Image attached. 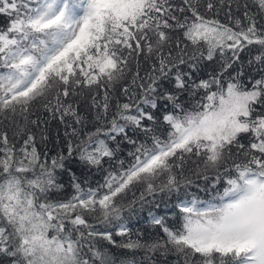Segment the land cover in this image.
<instances>
[{"label": "snow or ice", "instance_id": "obj_1", "mask_svg": "<svg viewBox=\"0 0 264 264\" xmlns=\"http://www.w3.org/2000/svg\"><path fill=\"white\" fill-rule=\"evenodd\" d=\"M253 3L264 16V0ZM183 4L187 8L171 0H0V16L7 18L6 27L0 28V116L16 124L17 141L0 133V262L154 264L158 253L165 259L175 256L173 264H264V75L250 79V87L240 79L242 71L226 86L223 81L250 45L259 46L253 59L264 72V24L247 4L244 21L237 17L234 27L202 15L193 0ZM206 7L211 11L215 6L209 2ZM186 10L191 17L175 14ZM230 10L231 3L229 19ZM177 30L183 40L173 44ZM189 45L209 61L218 52L223 60L219 72L189 83L191 75L181 65L198 70L196 63H188L198 59L187 53ZM141 57L151 65L144 77ZM130 74L139 96L122 83ZM118 85L128 102L117 101L109 120L111 93ZM201 89L204 95L186 109L180 95ZM85 90L92 93L101 126L81 138L69 124L79 143L69 141L68 157L60 154L49 164L46 154L41 159L35 135L15 118L27 122L33 106L40 104L62 123L70 117L83 127L70 99ZM161 105L166 134H157L153 127L159 123L154 110ZM137 132L150 135L151 142L138 143L133 138ZM118 137L134 146L127 167L120 160V167L106 169L95 187L82 185L68 170L73 195L50 198V193L63 190L56 173L66 170L67 158L76 153L81 164L101 169L106 158H116L119 142L113 148L109 141ZM192 157L196 167L190 171L211 182V200L187 192L194 186L184 171ZM129 193L132 198L125 202ZM173 194L179 227L150 212L149 223L163 236L142 240L137 234L132 239L124 213L134 214L137 205L143 210L150 203L147 197ZM114 236L126 239L117 242ZM100 241L121 252H111Z\"/></svg>", "mask_w": 264, "mask_h": 264}, {"label": "trees", "instance_id": "obj_2", "mask_svg": "<svg viewBox=\"0 0 264 264\" xmlns=\"http://www.w3.org/2000/svg\"><path fill=\"white\" fill-rule=\"evenodd\" d=\"M171 2L177 6H182V7L187 8V6L183 4V0H171ZM209 2L213 3L215 6L211 11L207 10V7H206L207 3ZM193 3L196 5V7L198 8L199 12L202 15L209 17V18L219 19L221 23L228 24L229 26H233V27H234L233 22L237 17L240 18L242 21H244V16H243V13L245 11L244 5L247 4L248 11L250 13L256 14V18L259 24H264V16H261L259 14V10L253 3V0H224L223 4H221V0H193ZM229 3H231V10H230L231 19H229ZM175 14L180 19H183L184 16L191 17V13L188 12L187 10L184 13H180L179 11H177ZM6 25H7V18L0 16V28L6 27ZM172 36H173V44L175 43V40L177 38H179L180 40H183L182 31L177 30L176 32L172 33ZM186 51L189 54V56L195 53V55L198 57L196 61L188 60V57L187 56L185 57V59L188 60V63L197 64V68L199 71V72L196 71L197 74L194 73L195 71L189 70L190 68H188L187 65H181V69L184 72H186L185 70H187V72L190 71L189 73L191 75V81H189V83H191L192 81L196 82L197 79H198L197 83L201 79H209V77L219 72L220 70L219 65L223 63L222 62L223 60L220 57L218 52L214 56L213 60L209 61L207 59L199 58V52H196L195 49H193L191 45L188 46ZM259 51L260 49L258 45H250L243 52H241L240 59H239L241 63L239 61H238L239 63L236 62L237 65L235 63L233 67L228 70V73H225V75L223 76L224 85L226 86L230 77L233 75H236L237 72H239V69L240 71L243 72V75H242L243 77L241 76L240 79L243 80V83H245L249 87L251 85L249 84L248 78L249 79L251 78L259 79L262 75H264L261 69L259 70V68H261V65L256 64L254 59H252L253 57H255V55H258ZM254 52L257 54H255ZM204 54L206 55V49H204ZM227 55L229 58H231L230 52L227 53ZM217 59L218 60L220 59L219 60L220 62L217 61ZM250 59L254 61L253 62L254 64L253 63L252 65L249 64ZM210 68L213 70H211ZM257 70H259V72ZM132 71L133 72L136 71L135 64H133L132 66ZM149 71H151L150 63L146 61L143 57H141L140 65H139L140 76L144 77L145 74ZM256 72L257 74H255ZM246 75L248 77H246ZM130 81H131V74L129 75L128 79L122 83L129 84L131 86ZM131 87L133 88V91L136 92L137 96H139V88L135 86H131ZM165 87L169 90H174L172 84L169 82H165ZM211 90L215 91L216 85H212ZM200 91H201V94H199ZM200 91L195 95H192L190 91H185L180 95L181 102L182 103L184 101L187 102L186 104L185 102L183 103L186 109H192L195 107L196 103L201 99L202 95H204L203 93L204 90L201 89ZM91 96H92V93H89L85 90L80 95L73 96L70 99V102L74 104V106L77 109V112L83 118V123H84L83 127H81L80 125H76L75 121L70 117H66L65 122L62 123L58 115L55 118H53L52 114L46 111L40 104L33 106L31 113L29 114V118L27 122L24 121L23 118L21 117L15 118L19 122V124L25 125L35 135V146L38 152L41 154L42 160L45 159V154H46V158L49 164L51 163V160L53 157H57L60 154H63L65 157H68L69 141H71L73 145H76L79 143V140L76 137L71 135L72 128L68 127L69 124H71L73 127L78 128L81 134V138H83V134L85 132L95 131L96 127L101 126L100 122H98L95 118L96 110L92 107ZM102 96H103V92H100L98 99H101ZM111 96H112V100L110 102L111 107L108 113L109 120L111 119L112 115L115 113V110H116L115 105L117 101L121 103L128 102L127 98L123 96L122 93L120 92L119 85L117 86L115 91L111 93ZM170 109H171V106L169 105L167 110H170ZM149 110L152 111L151 109ZM164 110L165 109L163 108V105H161L160 109L154 110V114L157 116L158 121H159L157 125L153 126L157 134H160L161 132H164L166 134L167 126L163 124V121L161 118V113ZM32 120H37L38 123L32 124L31 123ZM15 127H16V124L13 122L12 119H5L3 116H0V133L7 132L9 141L12 143L17 142L16 138L13 135ZM66 132H67V135H66ZM129 135L132 136L133 133L129 132ZM133 138L136 139L138 143L144 142L146 139L148 143L151 142L150 135L148 138H146L145 135L140 132H137ZM117 142H119V151L117 152L116 158L112 159L111 161H109L106 158L103 164V168L101 169L88 168L85 165L81 164L80 161L77 159L76 153H73L72 157L67 158L65 160L66 170H63V171L57 170V173H56L58 182L64 186L63 190L61 192L50 193V198L51 199H67V198H70L71 195H73L72 176L69 174L68 170H70L72 173L75 174L76 178L80 181L82 185H84L85 182H87V184H90L92 187H95L97 186L98 183L103 182L104 176L106 175V171H105L106 169H117L120 167V164H119L120 160H124L126 162L125 167H127V164L130 163L132 160V157H130L128 153L130 151H134V146L123 141L122 137H118L116 142L109 141V145L115 148ZM244 142H247L246 139ZM195 160L196 158L192 157L191 159L187 161V164L185 165V170H184L185 176L189 177L194 182V186L189 187L187 189V192L196 195L202 200H205V201L211 200L212 196L215 195V193L210 188L211 182L205 181L203 178L196 176L193 173V171H190V170H194L196 167V164L194 163ZM229 163H232V161H229ZM205 187L209 188L208 192L202 190ZM218 187L220 186L218 185ZM184 192L185 190L181 189V193H182L181 198H183ZM136 196L137 197L139 196V190L136 192ZM131 198H132V194L129 193L125 202H127V200H131ZM187 198L191 199V195H189ZM147 199L150 201V203L145 204L143 210H141L139 208V205H137L136 206L137 211L134 214L129 215V213L127 212L124 213L126 217L127 226L131 230L132 239H136L137 234H139V238L142 240H149L158 235L163 236V233L161 232L158 226H153L149 223V219H150L149 213L150 212L157 216H164L166 218V222L168 223L170 227L178 228L180 225V213L178 212V209L174 207L175 204L178 202L176 194H173L171 197H164L163 199H161V197L159 196H157L155 200H153L152 197H147ZM157 204H159L160 206L157 207L156 206ZM90 222L94 223L95 221L91 220L90 218ZM114 238L117 242H120L126 239V237H120V236H114ZM100 243L104 247L110 249V251L113 253L119 254L121 252L120 249H117V248L112 247L111 245H108L107 242L105 241H100ZM137 256L138 257L143 256V253L142 252L138 253ZM176 259L177 258L172 255H169L167 259H165L164 257H161L157 253V255L154 257V264H173V261H175ZM0 264H6V262H0ZM144 264H149V262L145 260Z\"/></svg>", "mask_w": 264, "mask_h": 264}, {"label": "bare ground", "instance_id": "obj_3", "mask_svg": "<svg viewBox=\"0 0 264 264\" xmlns=\"http://www.w3.org/2000/svg\"><path fill=\"white\" fill-rule=\"evenodd\" d=\"M254 53H255V52H254ZM255 54H257V53H255ZM258 54H259V53H258ZM252 55H253V54H252ZM252 55H251V56H252ZM253 56H254V55H253ZM255 56H256V55H255ZM216 58H218V57H216ZM219 58H220V57H219ZM253 58H254V57H253ZM253 58H252V59H253ZM245 59H246V58H245ZM245 59H244V60H245ZM219 60H220V59H219ZM219 60L217 59V61H219ZM244 60H243V61H244ZM250 60H251V59H250ZM245 61H246V60H245ZM219 62H220V61H219ZM222 62H223V61H222ZM239 62H240V61H239ZM239 62L237 61V63H239ZM253 62H254V61H253ZM237 63H236V65H237ZM240 63H241V62H240ZM253 64H254V63H253ZM248 65H249V64H248ZM251 65H252V64H251ZM212 66H213V65H212ZM215 66H216V65H215ZM219 66H220V65H219ZM243 66H244V65H243ZM258 67H259V65H258ZM188 68H189V67H188ZM212 68H213V67H212ZM219 68H220V67H219ZM219 68H218V70H219ZM237 68H238V67H237ZM201 69H202V67H201ZM210 69H211V68H210ZM242 69H243V68H242ZM260 69H261V68H259V70H260ZM189 70H191V69H189ZM211 70H213V69H211ZM211 70H210V71H211ZM237 70H238V69H237ZM254 70H255V69H254ZM259 70H257V71L259 72ZM185 71L187 72V70H185ZM197 71H198V70H197ZM239 71H240V69H239ZM251 71H252V70H251ZM251 71H250V72H251ZM188 72H190V71H188ZM198 72H199V71H198ZM207 72H209V71H207ZM232 72H233V70H232ZM250 72H249V73H250ZM254 72H255V71H254ZM260 72H261V71H260ZM194 73H196V71H195ZM212 73H213V72H212ZM227 73H228V72H227ZM263 73H264V72H263ZM196 74H197V73H196ZM233 74H235V73H233ZM255 74H257V72H256ZM224 75H225V74H224ZM228 75H229V74H228ZM247 75H248V74H247ZM247 75H246V77H248ZM258 75H259V74H258ZM261 75H262V74H261ZM207 76H208V75H207ZM250 76H251V75H250ZM259 76H260V75H259ZM205 77H206V76H205ZM242 77H243V76H242ZM200 78H201V77H200ZM209 78H210V77H209ZM223 78H224V77H223ZM227 79H229V78H227ZM242 79H244V78H242ZM251 79H252V78H251ZM257 79H258V78H257ZM195 80H196V79H195ZM197 80H198V79H197ZM197 80H196V82H197ZM249 80H250V79L248 78V81H249ZM242 81H243V80H242ZM188 93H189V92H188ZM203 93H204V92H203ZM199 94H201V91L199 92ZM199 94H198V95H199ZM187 95H188V94H187ZM198 95H197V96H198ZM191 96H192V95H191ZM202 96H203V95H202ZM198 97H199V96H198ZM186 99H187V98H186ZM184 102H185V101H184ZM184 102H183V103H184ZM186 103H187V102H185V104H186Z\"/></svg>", "mask_w": 264, "mask_h": 264}]
</instances>
